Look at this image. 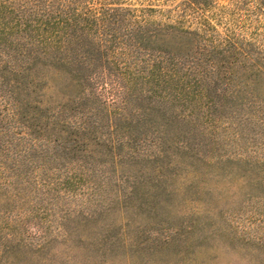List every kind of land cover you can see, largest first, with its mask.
<instances>
[{
	"label": "trees",
	"instance_id": "trees-1",
	"mask_svg": "<svg viewBox=\"0 0 264 264\" xmlns=\"http://www.w3.org/2000/svg\"><path fill=\"white\" fill-rule=\"evenodd\" d=\"M21 9L0 26V96L46 149L87 171L111 164L137 188L207 134L195 111L208 122H264V0H31ZM61 81L63 96L48 97Z\"/></svg>",
	"mask_w": 264,
	"mask_h": 264
},
{
	"label": "rangeland",
	"instance_id": "rangeland-1",
	"mask_svg": "<svg viewBox=\"0 0 264 264\" xmlns=\"http://www.w3.org/2000/svg\"><path fill=\"white\" fill-rule=\"evenodd\" d=\"M29 2L0 0V26ZM193 117L213 135H194L173 168L134 188L127 171L92 173L46 149L0 96V264H264V122Z\"/></svg>",
	"mask_w": 264,
	"mask_h": 264
}]
</instances>
